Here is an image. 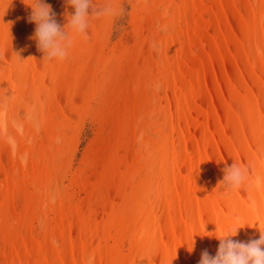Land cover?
<instances>
[{
  "label": "bare ground",
  "instance_id": "bare-ground-1",
  "mask_svg": "<svg viewBox=\"0 0 264 264\" xmlns=\"http://www.w3.org/2000/svg\"><path fill=\"white\" fill-rule=\"evenodd\" d=\"M15 3L0 0V264H198L231 228L259 238L264 0H139L102 68L115 15L47 61ZM109 70L117 96L75 183L92 81ZM234 162L248 180L225 193Z\"/></svg>",
  "mask_w": 264,
  "mask_h": 264
},
{
  "label": "clouds",
  "instance_id": "clouds-1",
  "mask_svg": "<svg viewBox=\"0 0 264 264\" xmlns=\"http://www.w3.org/2000/svg\"><path fill=\"white\" fill-rule=\"evenodd\" d=\"M65 3L74 11L67 15V24L64 27L57 23L56 13L44 0H33L29 5L31 14L28 21L36 25L33 38L36 40L38 50L43 53L42 60L65 59L73 45V33L87 38L90 17L114 16L118 13V9L111 3L102 7L95 6L93 0H65ZM66 28L70 31H66ZM223 173V179L219 184L225 193H229L245 185L249 168L234 162L226 166ZM238 229L240 228H231L226 234L218 237L219 246L216 254L213 256L204 250L198 264H264V229H258V239H250L247 242L232 239L237 235Z\"/></svg>",
  "mask_w": 264,
  "mask_h": 264
},
{
  "label": "rangeland",
  "instance_id": "rangeland-1",
  "mask_svg": "<svg viewBox=\"0 0 264 264\" xmlns=\"http://www.w3.org/2000/svg\"><path fill=\"white\" fill-rule=\"evenodd\" d=\"M25 1L26 2L24 5H22L21 2L19 3L17 0L15 3V6L18 7L20 16L23 18L24 22L28 21L29 13L31 14V7L29 5L33 3V0ZM44 2L51 5L52 10L56 13V20H58V15L63 12L62 9L64 7L65 0H44ZM137 2H139V0L120 1L118 5V13L115 15L109 30L104 36L103 58L101 59L100 68L104 66V57L112 55L116 50H118L131 32V26H133L131 14L137 7ZM120 9H122V11H119ZM29 25L31 29L36 27L35 23H29ZM98 70L100 71V69ZM109 75L111 77L115 76L114 73L109 70L108 72H106V76L99 86L97 85V80L92 81V85L88 95L89 107L85 114L80 140L77 144L76 155L71 166V177L74 178L75 183L79 179V169L81 163L83 162L85 151L88 149V147L90 148L92 145L98 144L99 142L98 136L100 133H102V131L99 130H101L100 127H102V125L104 124L103 109H106V111H108L110 106L109 104L113 102L117 96V92L113 88H111L113 87L112 78ZM98 76L99 72L97 73V77ZM97 123L99 126L97 125ZM67 184L68 183H66V185Z\"/></svg>",
  "mask_w": 264,
  "mask_h": 264
}]
</instances>
